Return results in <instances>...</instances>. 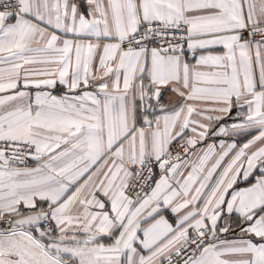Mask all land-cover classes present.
Instances as JSON below:
<instances>
[{
	"label": "snow or ice",
	"instance_id": "snow-or-ice-1",
	"mask_svg": "<svg viewBox=\"0 0 264 264\" xmlns=\"http://www.w3.org/2000/svg\"><path fill=\"white\" fill-rule=\"evenodd\" d=\"M0 264H264V0H0Z\"/></svg>",
	"mask_w": 264,
	"mask_h": 264
}]
</instances>
